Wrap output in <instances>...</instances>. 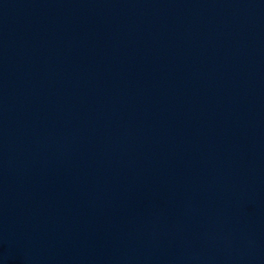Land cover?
I'll return each instance as SVG.
<instances>
[{"label":"water","instance_id":"obj_1","mask_svg":"<svg viewBox=\"0 0 264 264\" xmlns=\"http://www.w3.org/2000/svg\"><path fill=\"white\" fill-rule=\"evenodd\" d=\"M0 264H264V0H0Z\"/></svg>","mask_w":264,"mask_h":264}]
</instances>
